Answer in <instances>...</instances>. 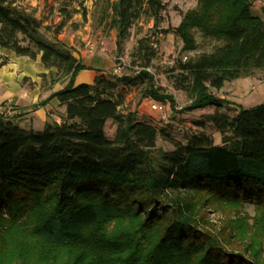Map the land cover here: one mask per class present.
<instances>
[{
	"label": "trees",
	"instance_id": "16d2710c",
	"mask_svg": "<svg viewBox=\"0 0 264 264\" xmlns=\"http://www.w3.org/2000/svg\"><path fill=\"white\" fill-rule=\"evenodd\" d=\"M14 2L0 0V46L17 56L40 54L54 80L68 78L49 98L71 97L62 122H45L42 130L25 129L0 110V264H264V99L231 116L208 115L218 142L198 131L163 150L155 141L165 131L120 108L116 94L145 80L151 100L174 106L147 71H101L91 83H75L85 65L44 40L42 20ZM253 2L196 0L172 28L184 52L197 50L196 34L213 42L170 69L189 108L223 106L212 89L264 72V0L261 16L252 14ZM104 4L117 50L134 19L158 21L164 10L163 0ZM137 44L141 57L153 56ZM245 205L253 211L248 226V214L230 217ZM210 211L224 214L220 227Z\"/></svg>",
	"mask_w": 264,
	"mask_h": 264
},
{
	"label": "rangeland",
	"instance_id": "374dc122",
	"mask_svg": "<svg viewBox=\"0 0 264 264\" xmlns=\"http://www.w3.org/2000/svg\"><path fill=\"white\" fill-rule=\"evenodd\" d=\"M17 1L23 4L32 3L39 18L46 22L38 30L44 40H56L60 46L70 50L85 65V68L80 69L76 74L77 82L91 80L96 69L112 73L114 68H118V71L113 73L116 75H135L139 70L144 69L152 76L156 87H160L163 92L173 97L174 106H170L168 102L160 103L162 109L156 110L150 107L154 101L144 91L147 83L145 80H138L136 84L130 86H120L116 90V94L121 95L123 99L120 108L136 110L140 119L150 122L158 130L165 131L167 136L165 138L157 137L156 147L170 150L173 148L174 142H183L185 136L198 131L211 134L215 142H218L219 134L214 125L208 121L207 116L215 112H223L231 116L235 113L236 108L229 106L228 101L223 106L206 105L202 108H189L191 101L189 95L172 86L173 77L177 72L170 71V69L174 67L175 62L180 58L183 59L185 55L192 56L201 51H208L213 45V42H202L199 35L196 34V39L199 42L197 50L184 52L181 50V41L173 34L172 28L179 23L181 14L187 9L193 8L196 5V0H163L164 10L161 12L159 20L155 21L145 15L134 19L124 36L119 39V50L116 49L117 30L109 24L110 12L103 13L104 0ZM262 4L263 0H254L251 8L252 14L261 16L260 6ZM27 11L34 13L33 10ZM139 40L145 43L147 49L153 51V56L148 59L141 57L143 49L140 51L137 49ZM144 61L147 63L145 67L141 65ZM262 75L263 72L256 73L254 76L261 78ZM47 80L50 91L54 88L64 87L67 81L66 78L54 80L53 74H49ZM218 91L212 89L216 96H218ZM61 95H57L59 103L54 108L55 112L60 110L63 95L71 97V94ZM258 100V96L252 94L245 100L246 105L244 106L258 104L261 102ZM57 117L56 122H62L63 116L57 115ZM48 121L52 122L51 119ZM33 125L38 130L43 129L40 121ZM113 130L114 126L110 121H107L104 127L105 134L110 137ZM244 214H248V218H246L248 226L251 223L249 217L253 214L250 205H245L240 209L238 215L232 213L230 217L238 220ZM207 215L210 221L214 222L215 228L220 227L224 214L210 211Z\"/></svg>",
	"mask_w": 264,
	"mask_h": 264
},
{
	"label": "crops",
	"instance_id": "0c3cea01",
	"mask_svg": "<svg viewBox=\"0 0 264 264\" xmlns=\"http://www.w3.org/2000/svg\"><path fill=\"white\" fill-rule=\"evenodd\" d=\"M13 4L25 10H33L34 16L40 19L32 3L23 4L15 0ZM45 24L46 22L42 20V25ZM51 42L59 44L56 40H51ZM50 72H53V69L45 68L42 65L40 54L35 58L17 56L11 50L0 46V104L10 100L11 108L9 111H5V114L19 126L25 129L38 130L34 128V123L40 121L44 126L45 122H50L48 121L50 119L56 122L57 115H64L65 102L70 97L63 95L60 110L55 112L54 108L59 103V96L49 97L61 88H54L50 91L47 80ZM100 72L99 69H96L92 77ZM64 78L68 79L67 77ZM76 79L77 76L74 78L75 83H91L93 80L91 78L88 82H77ZM218 90V97L228 101V105L234 106L236 109L240 106L245 107V100L252 94L258 96V101H263L264 72L261 78L258 76L235 78L226 82ZM248 105L253 106V104ZM4 109L1 106L0 110Z\"/></svg>",
	"mask_w": 264,
	"mask_h": 264
},
{
	"label": "built area",
	"instance_id": "2783aa9c",
	"mask_svg": "<svg viewBox=\"0 0 264 264\" xmlns=\"http://www.w3.org/2000/svg\"><path fill=\"white\" fill-rule=\"evenodd\" d=\"M117 71H118V68H114L113 71H112V73H116ZM2 107L5 108V109L3 110L4 112H5V111H9V110H7V109H10V108H11L10 100L5 101ZM150 107H151L152 109H156V110H161V109H162L161 104H157V103H155V102H154V103H151ZM161 112H162V111H161Z\"/></svg>",
	"mask_w": 264,
	"mask_h": 264
}]
</instances>
